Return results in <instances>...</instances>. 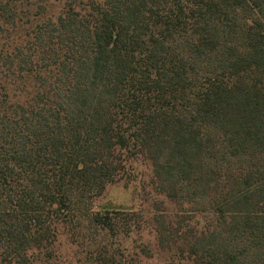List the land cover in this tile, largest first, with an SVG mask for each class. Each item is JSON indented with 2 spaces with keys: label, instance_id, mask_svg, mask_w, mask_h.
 Instances as JSON below:
<instances>
[{
  "label": "trees",
  "instance_id": "16d2710c",
  "mask_svg": "<svg viewBox=\"0 0 264 264\" xmlns=\"http://www.w3.org/2000/svg\"><path fill=\"white\" fill-rule=\"evenodd\" d=\"M135 162L159 250L264 264V0H0V264H124L146 221L94 201Z\"/></svg>",
  "mask_w": 264,
  "mask_h": 264
},
{
  "label": "rangeland",
  "instance_id": "374dc122",
  "mask_svg": "<svg viewBox=\"0 0 264 264\" xmlns=\"http://www.w3.org/2000/svg\"><path fill=\"white\" fill-rule=\"evenodd\" d=\"M127 169L130 175L107 184L100 196L95 199V205L109 203L135 209L139 220H144L146 223H141V226L128 238L123 237V242L117 240L118 246L111 244L112 249L108 247L107 250L114 253L113 256H116V259L120 257L124 264H182L183 261L179 262L176 260L177 257L171 254L169 256V252L159 250L155 244L154 225L156 224L151 221L152 214L156 212L155 207L169 213L174 210V206L152 190L148 168L135 162ZM160 201L163 203L156 205ZM65 233L58 236L54 247L55 252L51 258L31 260L29 264H98L94 255L89 254L79 242L69 238ZM142 246L148 250V257L140 252Z\"/></svg>",
  "mask_w": 264,
  "mask_h": 264
}]
</instances>
